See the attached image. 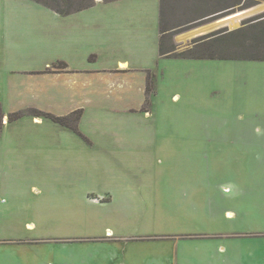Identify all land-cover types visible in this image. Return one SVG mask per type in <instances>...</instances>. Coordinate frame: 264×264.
<instances>
[{"label":"rangeland","instance_id":"rangeland-1","mask_svg":"<svg viewBox=\"0 0 264 264\" xmlns=\"http://www.w3.org/2000/svg\"><path fill=\"white\" fill-rule=\"evenodd\" d=\"M159 4L102 2L66 21L33 0H0V264H264V60L161 56ZM239 10L236 27L264 0H165L178 25L168 43L191 47L208 33L196 28ZM101 15L146 33L135 59L67 45ZM60 60L101 71L76 87L36 74ZM76 104L79 130L30 113L8 122Z\"/></svg>","mask_w":264,"mask_h":264},{"label":"trees","instance_id":"trees-1","mask_svg":"<svg viewBox=\"0 0 264 264\" xmlns=\"http://www.w3.org/2000/svg\"><path fill=\"white\" fill-rule=\"evenodd\" d=\"M46 7L68 15L93 6L96 0H34ZM112 1V0H105ZM231 8L229 10H233ZM226 12V11H223ZM215 17V16H214ZM178 25H167L165 18V0H160L159 29L161 32L159 41V52L164 57H183L194 59H225V60H264V12L245 19L243 24L235 29L229 30L221 27L206 34L195 37L192 46L184 50H178L176 43L169 44L174 30ZM58 68H66L67 63L60 61ZM150 81V80H149ZM151 90L150 82L147 92ZM83 109H77L67 115H56L52 112L43 111L30 107L25 110L14 111L8 114V122L15 120L24 113L35 116L51 118L64 126L79 130L78 123L82 117ZM0 103V132L6 116ZM75 115V116H74ZM5 117V118H4ZM4 119V121H3Z\"/></svg>","mask_w":264,"mask_h":264},{"label":"crops","instance_id":"crops-1","mask_svg":"<svg viewBox=\"0 0 264 264\" xmlns=\"http://www.w3.org/2000/svg\"><path fill=\"white\" fill-rule=\"evenodd\" d=\"M112 1H117V0H112ZM102 2H111V1L99 0V1H96V3L93 6H95L98 3H102ZM92 13L94 12H92L91 9L86 8V9H83V10H80V11H77V12H74L68 15H64L50 8V12L48 14H51L54 18L63 19V20L68 21L69 19H74V18L82 19L84 16H87L88 14H92ZM159 13H160V4H159ZM137 14L133 16V18H136ZM90 18H92V21H90L86 25H79L76 28V30H78V28L80 29L85 28V29H88L89 32L87 34L86 33L81 34L79 32L67 34L65 37V40L69 42L67 45H78V43L83 42L84 45H92L90 47V49L92 50H96V51H99V49L102 50L105 53V55L109 58L114 56L113 54L118 47L123 48L125 51V54H127L132 59H135L137 57V54H140L142 49H144L146 42H147L146 33H142L141 29L139 30L133 29V26L135 28V25H134L135 23L133 24L126 15H120V16L112 15V16H108V18L101 15L99 18L98 17L95 18V16H90ZM116 27H121L123 29L125 28L127 31L131 33V35L129 36L117 35L115 33ZM73 48H76V47L73 46ZM158 48H159V29H158ZM130 58L119 59L118 60L119 65L120 66L129 65V67H131ZM60 61H64V60H60ZM66 63H67V67L63 69L59 68L57 72H50L47 70V69L51 70L49 67L55 66L56 63H54L51 65L48 64L49 66H47L45 69H39L38 71H43V72L37 71L38 73L36 74L41 75V76L44 75L47 78L50 77L53 83L61 79L64 84L65 83L75 84L78 81V78H79L78 76H80L82 72L86 71V72H89L90 74H96L97 71H101L100 69L83 70V69L73 67L68 61ZM129 67L127 69H130ZM124 69L126 70V68ZM113 70L114 69L112 68L105 69V71H113ZM50 86L52 85L43 84L39 86L38 88L43 89L44 93H47L49 91ZM68 86L76 87L77 83L75 85H68ZM78 107H79L78 104L71 106V108H69L68 110V113L75 111L77 109H80V107L79 108ZM37 117L40 119L39 121L42 120L41 116H35V120Z\"/></svg>","mask_w":264,"mask_h":264},{"label":"water","instance_id":"water-1","mask_svg":"<svg viewBox=\"0 0 264 264\" xmlns=\"http://www.w3.org/2000/svg\"><path fill=\"white\" fill-rule=\"evenodd\" d=\"M235 12H237V11H235ZM235 12H232V13H235ZM223 12H218V13H216V14H213V15H210V16H208L207 18H212V17H214V16H217V15H219V14H222ZM250 14V13H249ZM227 15H229V14H227ZM227 15H224V16H221V17H219V18H217V19H215V22H213V23H210V24H206V25H202V26H199V28H196L194 31L196 32V34H198L199 32L200 33H202V31H204V30H208V32H210V31H213V30H215V29H219V28H221V27H230L229 25H226L225 23L224 24H221L220 23V25H217V23L220 21V19H222L223 17H225V16H227ZM216 24V25H215ZM220 26V27H219ZM241 26V25H240ZM239 26V27H240ZM203 28V29H202ZM206 28V29H205ZM235 28H238V27H235ZM235 28H233V29H235ZM199 29H202L201 31L199 30ZM230 30H232V28L230 27ZM202 34H204V33H202ZM201 35V34H200ZM196 36H198V35H196Z\"/></svg>","mask_w":264,"mask_h":264},{"label":"bare ground","instance_id":"bare-ground-1","mask_svg":"<svg viewBox=\"0 0 264 264\" xmlns=\"http://www.w3.org/2000/svg\"><path fill=\"white\" fill-rule=\"evenodd\" d=\"M248 10V9H247ZM246 14V12H242L241 10H239L238 12L236 13H233V14H229L225 17H223L222 19H220V21L217 23V25H220L221 24H226V25H229L233 28H235L236 26L239 25L240 23V19Z\"/></svg>","mask_w":264,"mask_h":264}]
</instances>
